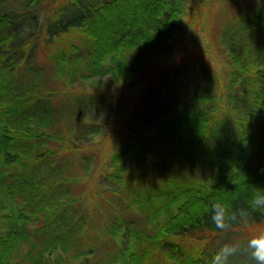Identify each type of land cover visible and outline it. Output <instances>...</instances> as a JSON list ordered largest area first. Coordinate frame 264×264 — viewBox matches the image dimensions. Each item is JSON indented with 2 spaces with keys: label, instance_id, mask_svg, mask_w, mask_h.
<instances>
[{
  "label": "trees",
  "instance_id": "1",
  "mask_svg": "<svg viewBox=\"0 0 264 264\" xmlns=\"http://www.w3.org/2000/svg\"><path fill=\"white\" fill-rule=\"evenodd\" d=\"M242 8L220 29L226 79L191 58L147 91L109 161L105 178L116 183L97 188L95 212L89 193L66 190L83 179L68 168L89 169L82 135L69 128L57 140L37 73L15 83L16 71L32 61L44 27L66 84L109 73L129 81L171 44L183 1L0 0V264H213L225 244H245L250 231L222 233L209 211L217 200L242 206L264 187V0ZM132 210L155 228L131 230ZM263 225L255 213L251 229ZM129 238L139 250L123 245Z\"/></svg>",
  "mask_w": 264,
  "mask_h": 264
},
{
  "label": "rangeland",
  "instance_id": "2",
  "mask_svg": "<svg viewBox=\"0 0 264 264\" xmlns=\"http://www.w3.org/2000/svg\"><path fill=\"white\" fill-rule=\"evenodd\" d=\"M182 1L184 12L179 21V29L172 36L171 44L161 53L150 54L144 68L129 81H121V78L115 77L116 74L109 73L102 77H94V79L86 81L83 78V80L66 84L59 79L55 66L51 62L50 44L45 43L44 27L42 38L38 39L32 61L29 62V65L23 62V67H19L16 71L13 81L15 83L29 81L28 77H25V73H32L30 76L32 79L38 77L37 85L34 87L37 88V94L41 93L42 96L48 98L49 110L54 114L53 120L55 121L52 130L48 129V131L55 132L57 140H59L58 135L63 136L69 128L82 135V138L79 139L80 151L83 152L81 157H85V163L89 169L87 168V173L86 170H79L81 164H74L75 166L68 168L65 175H74L75 178L83 175V179L73 186L67 184L66 190L71 194L75 193L76 196L89 193L90 197L85 204L94 208L95 212L98 211L95 208L97 188L110 189L116 183L112 178L109 180L105 178L108 171L114 170L109 161L147 91L155 84L165 69L191 58L203 59L223 79H226L224 65L229 55L220 40L222 31L220 29L223 24L240 13L242 7L247 8L253 4V0ZM52 6L50 1L45 2V6L42 7L43 16L50 11ZM41 17L40 14V21ZM76 36L78 33L72 37L78 44ZM166 51L169 53L172 51V55H168ZM25 66H29L31 71H23L26 69ZM35 73H37V77H35ZM221 82H223L222 79ZM53 140L47 143L54 148L58 143ZM141 183L143 184V180ZM100 202L103 201L100 199ZM102 206L105 207V204L102 203ZM134 212L135 210H132L129 217V220H133L129 224L131 230L132 227H135L143 236L155 228L154 224L145 220L143 214ZM34 226H36L34 223L28 225L29 229ZM262 229H264V225L257 230ZM138 240V238H129L128 241L123 242V245L125 247L133 246V251L139 250V246L135 243ZM244 261L249 264L247 254H239L236 264H244Z\"/></svg>",
  "mask_w": 264,
  "mask_h": 264
},
{
  "label": "clouds",
  "instance_id": "3",
  "mask_svg": "<svg viewBox=\"0 0 264 264\" xmlns=\"http://www.w3.org/2000/svg\"><path fill=\"white\" fill-rule=\"evenodd\" d=\"M209 211L212 223L220 232L231 231L237 226L251 232L243 246L225 244L221 247L213 258V264H231L232 258L242 252L247 254L249 264H264V229H251L254 214L264 215V187L255 186L242 206L230 208L217 200L211 203Z\"/></svg>",
  "mask_w": 264,
  "mask_h": 264
}]
</instances>
